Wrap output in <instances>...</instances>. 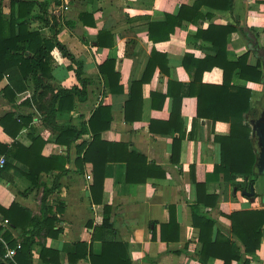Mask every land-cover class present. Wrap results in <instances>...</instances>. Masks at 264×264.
I'll return each mask as SVG.
<instances>
[{
  "label": "crops",
  "instance_id": "1",
  "mask_svg": "<svg viewBox=\"0 0 264 264\" xmlns=\"http://www.w3.org/2000/svg\"><path fill=\"white\" fill-rule=\"evenodd\" d=\"M33 1L36 6L32 15L43 17L44 21H30L29 30H37L50 39L55 27L57 41L81 64L83 78L88 82L83 88L75 75L76 65L58 49L51 52L55 67L50 84L54 92L75 87L86 93L81 101L74 97L71 110L57 112L54 124L72 126L85 133L68 147L57 144L58 133L45 125L44 115L33 104L23 106L32 100V83L22 81L15 69L4 76L0 82V117L6 113H15L16 117L31 115L32 122L18 136L19 142L29 144L26 134L43 139L40 157H60L65 163L64 173H41L37 185L32 186L26 178L27 167L11 156H0L8 165L0 173V220L9 223L0 233V243L7 247L2 237L6 231L16 245L36 232L33 264H48L41 258L44 249L58 254L51 264H73L78 257L74 264H91L89 252L99 256L103 241L124 245L131 264H202L199 230L192 224L190 210L197 198L190 168L194 167L196 180L204 183L206 176L219 166L220 146L216 138L230 135V123L213 121L207 115L226 118L229 109L225 100H215L205 93L201 105L205 116L197 115V99L193 96L183 98L179 115L174 113V102L183 94L197 92L195 63L214 58L223 45L222 33L209 31L210 25L234 28L225 38L224 61L235 64L247 55L248 65L259 62L264 70V0H232L231 12L214 10L206 4L199 6L197 0ZM40 5L44 6L43 11ZM196 5L201 18L196 23H179L181 8L188 9L183 13L188 18ZM3 11L8 14V4ZM166 35L170 36L165 40ZM222 81L223 71L217 67L201 76L202 84L207 86H220ZM231 85L251 91L250 104L259 117L264 109L263 85L240 79L238 70L232 74ZM6 87L14 94L11 103L2 94ZM100 106L108 108L111 116L101 140L127 149H102L101 154L91 156L98 165L106 157L113 159L103 169L102 188L93 191L91 160L81 162L84 153L78 154V148L83 141L92 140L88 122ZM256 119L246 118L250 123ZM103 124L101 121L97 125ZM0 144L9 149L13 144L1 127ZM174 144L178 145L177 156L173 153ZM129 151L144 157L146 163L129 161L127 168ZM30 163L43 164L38 159H31ZM151 167H157L164 177L126 182L128 175L143 178L157 174ZM251 181L255 194L252 200L242 196L244 184ZM205 191L206 195L218 197V208L200 206L201 212L216 222L212 238L217 232L231 237L230 221L220 212L264 210V175L225 182L220 174L218 180L206 183ZM42 207L56 219L51 231H60L56 237L33 225V221L44 219ZM104 209L109 211L110 232L96 228L102 224ZM161 230L171 241H161ZM232 241L240 246L234 238ZM77 244L83 248L78 249ZM244 259L248 264H264V227L259 249L255 254L244 255ZM207 264L223 262L212 258Z\"/></svg>",
  "mask_w": 264,
  "mask_h": 264
},
{
  "label": "trees",
  "instance_id": "2",
  "mask_svg": "<svg viewBox=\"0 0 264 264\" xmlns=\"http://www.w3.org/2000/svg\"><path fill=\"white\" fill-rule=\"evenodd\" d=\"M8 1V14H4V2ZM199 6L202 4L210 5V8L218 11L231 12L233 9L232 0H197ZM36 2L33 0H0V82L4 76L11 70L15 69L21 76L22 81L31 82L33 87L32 100L23 103V106L30 107L33 104L39 112L44 115L43 122L46 126L52 128L58 133L56 143L59 145L69 146L75 142L81 134H84L85 130H76L72 126L57 127L54 124V117L57 112L63 110H71L73 108V99L77 97L80 101L83 100V96L86 94L78 88H72L69 90L58 89L56 93L50 82L52 80V70L55 67L54 60L51 57V52L54 49H58L62 55L67 58L71 63L76 65L75 75L80 84L84 86L88 83L83 78L81 64L76 63L74 58L67 52L56 39L57 30L55 27L52 31V37L46 39L42 34L35 30H29V23L33 20L44 21L43 17L32 15ZM199 6L193 8L192 14L186 18L183 13L187 11L186 8H181L177 18L179 23L183 21H189L196 23L201 16L196 12L199 10ZM43 11L44 6H39ZM209 31L222 33L223 45L225 44V38L228 34L234 31V28H220L218 26L210 25ZM170 35H166L164 39H168ZM220 46L217 55L214 58H210L201 62L195 63L198 75L194 78L198 87L195 86L197 92H189L187 95L183 94L175 100L174 113L180 114V107L182 100L185 96H193L197 99V115L205 116L201 113V105L204 102V96L202 94H209L215 100L223 99L226 101L229 109V117L220 118L215 114L207 115V118L217 121L226 120L230 123V135L226 138H216L217 143L220 146V164L215 168L211 175L206 176L205 182L200 183L196 180L193 171L194 167L190 168V181L196 189V202L190 205L192 224L199 230V243L202 245L201 254L199 260L202 264H207L210 259H218L223 264H231L233 261L240 262L242 264H248V261L244 259V255L255 254L260 247L262 232L264 227V210L253 211H239L224 214L220 212V215L227 218L230 221L231 237L227 238L217 232L215 238H212V230L216 222L211 216L203 214L200 210V206H204L206 209L218 208V197L215 195H206V183L209 181H216L219 175H223L225 182H233L237 177L244 179L258 176L255 169V163L257 158V151L255 146V138H252L250 134V122L246 118H258V113L251 106V91L246 88L233 87L231 85L232 74L238 70L239 78L246 81L257 84H262L264 87V70L261 69V65L258 62L255 66L247 64V55L239 58L237 63H227L224 61L225 47ZM256 53L258 50L253 49ZM220 68L223 71V81L220 86H207L201 82V76L204 72L212 70L213 68ZM2 94L11 103L13 101V92L9 88H4ZM50 96V100L44 104L45 98ZM262 107L264 104L262 103ZM215 109V105H213ZM103 121V125L99 127V122ZM32 122V116L20 115L16 117L15 113H6L0 117V127L4 133L13 139L11 149L0 144V156H11L14 160L20 162L27 167L28 172L26 178L30 181L32 186H36L39 181L41 173H48L51 170H58L60 174L64 173L65 160L60 157H51L43 159L40 157L41 150L45 144V141L40 138H34L31 134H26L29 144L27 146L19 142L18 136L24 129H28ZM111 122L110 110L106 107H98L90 118L88 125L89 131L92 133V140L90 142L83 141L82 145L78 148V154L84 153L81 162L90 161L93 166L94 183L92 190L102 188L103 183V169L108 162H111L110 158L102 160L98 165L91 156L94 154H101L108 149H127L124 145H111L104 143L101 140V133L108 129ZM99 127V128H98ZM182 140V139H181ZM178 140V143L181 141ZM103 149V151H102ZM178 145L173 146V153L178 155ZM85 150V151H84ZM129 160L125 163L127 168L129 167V161H133L137 164H145L146 161L141 155L129 151L127 154ZM31 159L35 161L38 159L43 164L30 163ZM120 160V158L118 159ZM124 163V162H123ZM8 169L7 162L4 165L3 170ZM157 171V174H149V177L143 178H129L126 177V182H145L147 178L164 177L160 173L157 167L150 168ZM2 170V171H3ZM128 174V171H127ZM154 177H150V176ZM248 188L253 187V181L248 185ZM92 196L96 203L95 193L92 192ZM103 221L100 227H96L98 230H106L110 232L111 225L109 224V211L103 210ZM42 215L44 219L39 221H33L35 228L46 230V234L56 237L59 234V230L51 233L54 228L56 219L51 215L48 209L42 207ZM174 217L170 212V223L173 222ZM39 222V223H37ZM37 223V224H36ZM36 232H32L31 235L25 238L20 245V248L16 250V253L12 259H5L4 255L6 248L0 243V264H33L32 263V248L35 244ZM2 237L6 243L7 248L15 249L16 244L14 240H11L10 235L3 233ZM234 238L239 242L240 246L236 245ZM177 238L173 240L176 241ZM172 240V241H173ZM161 241L166 243L171 241L167 239L165 233L161 230ZM77 248L82 245L77 244ZM57 253L43 250L41 258L44 262L51 264L54 258L57 257ZM84 258V255L82 256ZM80 257L76 258L78 260ZM71 259V258H70ZM69 259V260H70ZM74 261V263L76 262ZM89 260L91 264H131L126 253V247L124 245L116 244L112 241H103L102 250L99 256L93 255L89 252ZM73 263V264H74Z\"/></svg>",
  "mask_w": 264,
  "mask_h": 264
},
{
  "label": "water",
  "instance_id": "3",
  "mask_svg": "<svg viewBox=\"0 0 264 264\" xmlns=\"http://www.w3.org/2000/svg\"><path fill=\"white\" fill-rule=\"evenodd\" d=\"M250 125L252 138H255L257 148L255 169L256 173L261 176L264 175V109L256 120L251 121ZM242 196L252 200L255 196L253 187L247 189V183H245Z\"/></svg>",
  "mask_w": 264,
  "mask_h": 264
},
{
  "label": "built area",
  "instance_id": "4",
  "mask_svg": "<svg viewBox=\"0 0 264 264\" xmlns=\"http://www.w3.org/2000/svg\"><path fill=\"white\" fill-rule=\"evenodd\" d=\"M65 10L67 9L65 8ZM5 164H6L5 158L0 157V173L3 170ZM8 224L9 223L7 220H0V233L4 230L5 227H7ZM5 248H6V252H5L4 258L12 259L16 253V250L20 248V245L18 244L15 249H9L7 247Z\"/></svg>",
  "mask_w": 264,
  "mask_h": 264
},
{
  "label": "rangeland",
  "instance_id": "5",
  "mask_svg": "<svg viewBox=\"0 0 264 264\" xmlns=\"http://www.w3.org/2000/svg\"><path fill=\"white\" fill-rule=\"evenodd\" d=\"M8 3L7 2H4V5H7ZM264 93V92H263Z\"/></svg>",
  "mask_w": 264,
  "mask_h": 264
}]
</instances>
